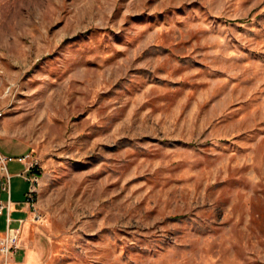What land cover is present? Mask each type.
Segmentation results:
<instances>
[{
    "label": "rangeland",
    "instance_id": "obj_1",
    "mask_svg": "<svg viewBox=\"0 0 264 264\" xmlns=\"http://www.w3.org/2000/svg\"><path fill=\"white\" fill-rule=\"evenodd\" d=\"M0 151L50 264H264V0H0Z\"/></svg>",
    "mask_w": 264,
    "mask_h": 264
},
{
    "label": "crops",
    "instance_id": "obj_2",
    "mask_svg": "<svg viewBox=\"0 0 264 264\" xmlns=\"http://www.w3.org/2000/svg\"><path fill=\"white\" fill-rule=\"evenodd\" d=\"M26 153L20 154L19 157ZM15 159L8 163L15 162ZM13 164L9 173L11 175L10 193L6 192L0 201L4 208L0 212V235L8 227H20L22 231L21 247L11 256L7 264H50L53 246L50 237L42 226L33 220V209L27 201L29 181L25 178L28 174L27 160ZM8 218L10 221H8Z\"/></svg>",
    "mask_w": 264,
    "mask_h": 264
},
{
    "label": "built area",
    "instance_id": "obj_3",
    "mask_svg": "<svg viewBox=\"0 0 264 264\" xmlns=\"http://www.w3.org/2000/svg\"><path fill=\"white\" fill-rule=\"evenodd\" d=\"M14 157L7 156L0 151V175L4 179L2 180V191L10 193L11 188V175L9 173L8 163L13 160ZM17 160L25 161L26 156L19 157ZM30 176L25 177L29 181V189L27 192V201L34 205L35 195L37 193L38 180L41 177V168L37 161L28 165ZM35 170V171H34ZM32 172V173H31ZM4 208L0 201V212ZM8 221L10 219L8 218ZM21 247V229L15 227H8L7 230L0 235V260L2 264H7L11 256Z\"/></svg>",
    "mask_w": 264,
    "mask_h": 264
},
{
    "label": "water",
    "instance_id": "obj_4",
    "mask_svg": "<svg viewBox=\"0 0 264 264\" xmlns=\"http://www.w3.org/2000/svg\"><path fill=\"white\" fill-rule=\"evenodd\" d=\"M1 191H2V187H1V178H0V198H1Z\"/></svg>",
    "mask_w": 264,
    "mask_h": 264
}]
</instances>
